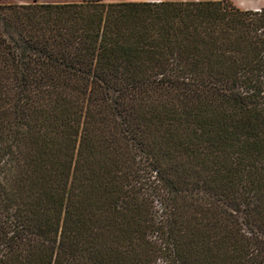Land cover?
<instances>
[{"label": "trees", "instance_id": "trees-1", "mask_svg": "<svg viewBox=\"0 0 264 264\" xmlns=\"http://www.w3.org/2000/svg\"><path fill=\"white\" fill-rule=\"evenodd\" d=\"M0 264H264V8L0 4Z\"/></svg>", "mask_w": 264, "mask_h": 264}, {"label": "rangeland", "instance_id": "rangeland-1", "mask_svg": "<svg viewBox=\"0 0 264 264\" xmlns=\"http://www.w3.org/2000/svg\"><path fill=\"white\" fill-rule=\"evenodd\" d=\"M162 1H190V0H162ZM201 1H218V0H201ZM236 7L244 10H250L255 6L264 8V0H229ZM107 3L118 2H153L152 0H105ZM5 3V2H2Z\"/></svg>", "mask_w": 264, "mask_h": 264}, {"label": "crops", "instance_id": "crops-1", "mask_svg": "<svg viewBox=\"0 0 264 264\" xmlns=\"http://www.w3.org/2000/svg\"><path fill=\"white\" fill-rule=\"evenodd\" d=\"M83 0H0V4H64V3H81ZM153 2H159L162 0H152ZM5 2V3H2ZM262 7L255 6L250 10H260Z\"/></svg>", "mask_w": 264, "mask_h": 264}]
</instances>
